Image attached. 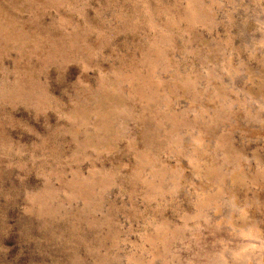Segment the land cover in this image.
<instances>
[{"label":"clouds","instance_id":"obj_1","mask_svg":"<svg viewBox=\"0 0 264 264\" xmlns=\"http://www.w3.org/2000/svg\"><path fill=\"white\" fill-rule=\"evenodd\" d=\"M0 264H264V0H0Z\"/></svg>","mask_w":264,"mask_h":264}]
</instances>
